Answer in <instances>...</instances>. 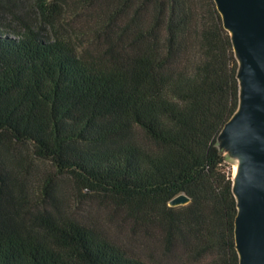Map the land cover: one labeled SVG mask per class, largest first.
<instances>
[{"label":"trees","instance_id":"obj_1","mask_svg":"<svg viewBox=\"0 0 264 264\" xmlns=\"http://www.w3.org/2000/svg\"><path fill=\"white\" fill-rule=\"evenodd\" d=\"M36 5L41 26H0V264H239L218 145L238 60L215 0ZM64 177L129 219L148 256L74 207Z\"/></svg>","mask_w":264,"mask_h":264},{"label":"water","instance_id":"obj_2","mask_svg":"<svg viewBox=\"0 0 264 264\" xmlns=\"http://www.w3.org/2000/svg\"><path fill=\"white\" fill-rule=\"evenodd\" d=\"M238 60L239 103L218 135L237 160L235 242L239 264H264V0H215ZM190 201L186 193L171 199Z\"/></svg>","mask_w":264,"mask_h":264},{"label":"rangeland","instance_id":"obj_3","mask_svg":"<svg viewBox=\"0 0 264 264\" xmlns=\"http://www.w3.org/2000/svg\"><path fill=\"white\" fill-rule=\"evenodd\" d=\"M14 7L15 13H6L0 15V26L4 29H19L22 22H29L35 26L44 24L42 13L36 5V0H10ZM25 151L31 156V150L25 148ZM227 169L236 170L237 160L230 158L226 161ZM35 168H40L38 171L43 172L45 169H50L49 163L40 159L35 160ZM39 174V172H38ZM43 176V175H42ZM42 178V177H41ZM70 192L71 202L80 212H83L87 218L91 220L97 219L99 224L107 229L115 238L133 252H136L143 257H147L146 246L144 241L133 230V225L129 219L121 214H112V207L107 205L100 198L85 199L78 195L74 186V182L69 177H64L61 181ZM68 192V191H67Z\"/></svg>","mask_w":264,"mask_h":264}]
</instances>
